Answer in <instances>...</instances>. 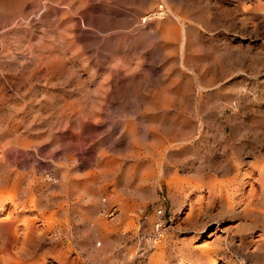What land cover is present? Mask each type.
<instances>
[{"label": "rangeland", "instance_id": "374dc122", "mask_svg": "<svg viewBox=\"0 0 264 264\" xmlns=\"http://www.w3.org/2000/svg\"><path fill=\"white\" fill-rule=\"evenodd\" d=\"M0 264H264V0H0Z\"/></svg>", "mask_w": 264, "mask_h": 264}, {"label": "bare ground", "instance_id": "6f19581e", "mask_svg": "<svg viewBox=\"0 0 264 264\" xmlns=\"http://www.w3.org/2000/svg\"><path fill=\"white\" fill-rule=\"evenodd\" d=\"M179 30V29H178ZM167 32L166 31H164V32H162V35L163 36H167ZM177 36H179V38H181L182 39V41L181 42H183L182 44H185V41H186V34H185V32L184 31H179V33L177 34ZM184 48V47H183ZM134 140V139H133ZM253 191V190H252ZM252 193V192H251ZM231 199V198H230ZM230 201V200H229ZM229 201L227 200L226 202H228L229 203ZM227 203V204H228ZM231 203V202H230ZM226 204V203H225ZM229 205H231V204H229ZM230 207V206H229ZM250 211V210H249ZM262 215V214H261ZM9 228V227H8ZM14 235H15V233H14ZM15 237V236H14Z\"/></svg>", "mask_w": 264, "mask_h": 264}]
</instances>
